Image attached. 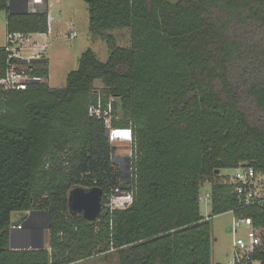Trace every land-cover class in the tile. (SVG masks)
I'll return each instance as SVG.
<instances>
[{
    "label": "trees",
    "instance_id": "trees-1",
    "mask_svg": "<svg viewBox=\"0 0 264 264\" xmlns=\"http://www.w3.org/2000/svg\"><path fill=\"white\" fill-rule=\"evenodd\" d=\"M84 1L107 60L86 49L66 86L54 88L43 57L28 65L41 80L0 88V264L110 251L118 264H213V216L232 211L264 227V195L246 204L222 174L240 165L264 174V0ZM0 12L8 34L49 32L47 5L12 12L0 0ZM116 28L130 30L129 46L109 33ZM8 57L0 46V78ZM99 98L105 107L113 98L112 126L131 130L128 178L105 120L90 114ZM77 186L103 189L96 220L70 210ZM116 189L132 195L125 207L107 205ZM32 210L50 213V248H12V213ZM254 261L264 264V247L240 264Z\"/></svg>",
    "mask_w": 264,
    "mask_h": 264
},
{
    "label": "rangeland",
    "instance_id": "rangeland-1",
    "mask_svg": "<svg viewBox=\"0 0 264 264\" xmlns=\"http://www.w3.org/2000/svg\"><path fill=\"white\" fill-rule=\"evenodd\" d=\"M176 1V0H171ZM43 3L31 4V8H44L47 5V11L50 17L51 31L49 34H41L35 36L34 39L22 36L17 42V47L22 51L23 56H29L40 52L41 57H46L48 60L49 77L48 82L51 87L61 88L66 86L67 76L70 71L76 70L79 67V62L82 53L92 48L96 51L101 60H107L109 49L101 38L94 36L90 31L88 4L84 0H43ZM35 7V8H34ZM71 30L76 32V37L71 36ZM109 33H112L117 38V42L121 46H129L131 37L128 28H116ZM7 28L6 16L1 15L0 18V45L6 42ZM95 89L98 92L103 90L100 82L95 83ZM113 99V98H112ZM121 119V115L117 116ZM115 147L114 158L117 162L118 158H127L125 167L127 172L124 173L125 178L131 175V161H132V143L128 139H114L111 140ZM234 168H223L222 174L233 175ZM211 188L209 181H204L201 186L200 193L204 195ZM117 195L110 197L109 201L115 199L113 205H120L128 199V192L118 190ZM202 214L208 216L212 214V206L208 200L201 201ZM235 214L232 211L215 215L211 219L212 233H213V264H232V259L235 256L234 241L239 236L245 235V227L240 228L238 232L231 230ZM21 214L17 212L12 213V222L19 220ZM45 247L50 248V231L49 227L44 229ZM66 264H118V257L113 252L96 254L90 258H84L69 262ZM254 264H260L255 261Z\"/></svg>",
    "mask_w": 264,
    "mask_h": 264
},
{
    "label": "built area",
    "instance_id": "built-area-1",
    "mask_svg": "<svg viewBox=\"0 0 264 264\" xmlns=\"http://www.w3.org/2000/svg\"><path fill=\"white\" fill-rule=\"evenodd\" d=\"M43 0H40V3ZM30 2H35V0H30ZM38 4V3H37ZM46 5V3H45ZM2 13L0 12V18ZM24 36L20 33H7L6 44L4 45V49L9 53L8 61H7V69L5 75L0 78V88L4 89H26L29 82L34 80H41L40 76H32L29 73L28 65L33 63L34 60L41 59L43 57L40 56V52L35 54H31L29 56H23L22 51H20L17 47V42L20 37ZM71 36L76 37V32L71 30ZM112 98L107 102L106 107L102 101V99H98L96 104H92L89 108L90 114L95 115L99 118H103L106 122V125L110 131L111 140L114 139H125L132 140L130 135L131 130L126 128H115L112 126ZM128 134V138L125 135ZM235 169V173L233 175H229L232 182L235 183V190L237 191L239 197L246 203L250 204L255 199L262 201L264 195V174L257 171L252 166H244L240 165ZM111 196L117 195V191ZM127 201L121 202L120 205H113L115 199L108 200L107 205L110 207H125L128 203L132 201V195L128 193ZM200 202L203 200H208L210 203L211 195L210 190L207 191L204 195H200ZM31 211H27L25 214L29 215ZM22 224L18 225L21 227ZM16 226L14 225L13 228ZM245 227V235L239 236L234 241L235 246V256L232 259V264H240L243 259H250L251 253L257 247H264V227H256L254 225L253 219L251 217L246 216H234L233 222L231 225V230L233 232H238L240 228ZM255 262V261H254Z\"/></svg>",
    "mask_w": 264,
    "mask_h": 264
},
{
    "label": "water",
    "instance_id": "water-1",
    "mask_svg": "<svg viewBox=\"0 0 264 264\" xmlns=\"http://www.w3.org/2000/svg\"><path fill=\"white\" fill-rule=\"evenodd\" d=\"M10 1V7L12 12H20V7L17 9L19 6V0H9ZM26 1V8L24 11H29L28 4L30 0H25ZM108 136L110 135V131L108 129L107 131ZM218 173L220 170L218 169ZM103 196H104V191L102 188L98 186H94L90 189H85L82 186H77L73 188L69 194V208L73 213H80L84 216V218L88 221H94L96 220L102 213L103 211ZM36 212H45L48 217V225L47 227L50 226V213L48 211H41V210H32L29 214V217L26 221H24L23 224H26L31 217L33 216L34 213ZM13 232L11 233V247L15 248L13 245ZM36 247H45V242L44 240L42 241L40 246H33L32 248ZM222 264V263H218Z\"/></svg>",
    "mask_w": 264,
    "mask_h": 264
},
{
    "label": "crops",
    "instance_id": "crops-1",
    "mask_svg": "<svg viewBox=\"0 0 264 264\" xmlns=\"http://www.w3.org/2000/svg\"><path fill=\"white\" fill-rule=\"evenodd\" d=\"M19 6L17 7V9H25L26 8V1L25 0H19ZM40 3V0H35V2H29L28 7H29V11L31 10H35L33 8H31V4H37ZM35 8V7H34ZM51 31V25H50V17H49V32L48 33H31L29 35H26L28 38H32L34 39L35 36L41 35V34H49ZM7 38V36H6ZM6 44V42L3 45H0L1 47L4 46ZM23 51V49H21ZM27 57V56H26ZM18 214H21V217H19V220L16 221L15 223H13L12 226H16L15 228L12 227L11 229V233L13 232V246L15 248H31L33 246H40L41 243H32L31 241V233H27L25 232V225L27 224H23L24 221H26L29 217V215H27L24 219L23 216L25 215L24 213L21 212H17ZM21 225V227H18V225ZM43 240H44V235H43ZM42 240V241H43Z\"/></svg>",
    "mask_w": 264,
    "mask_h": 264
},
{
    "label": "flooded vegetation",
    "instance_id": "flooded-vegetation-1",
    "mask_svg": "<svg viewBox=\"0 0 264 264\" xmlns=\"http://www.w3.org/2000/svg\"><path fill=\"white\" fill-rule=\"evenodd\" d=\"M129 162V159L118 158L117 162L122 168L123 172L126 173L127 169L125 167L129 166L126 162ZM43 211V210H41ZM48 225V217L45 212H36L33 214L31 219L25 225V232L31 233L32 243H41L43 240L45 226Z\"/></svg>",
    "mask_w": 264,
    "mask_h": 264
},
{
    "label": "clouds",
    "instance_id": "clouds-1",
    "mask_svg": "<svg viewBox=\"0 0 264 264\" xmlns=\"http://www.w3.org/2000/svg\"><path fill=\"white\" fill-rule=\"evenodd\" d=\"M46 2V1H45ZM110 136V135H109ZM112 142V141H111ZM13 227V226H12Z\"/></svg>",
    "mask_w": 264,
    "mask_h": 264
}]
</instances>
